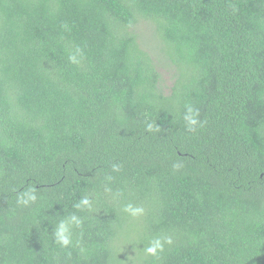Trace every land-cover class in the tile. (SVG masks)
I'll return each mask as SVG.
<instances>
[{"label": "trees", "instance_id": "16d2710c", "mask_svg": "<svg viewBox=\"0 0 264 264\" xmlns=\"http://www.w3.org/2000/svg\"><path fill=\"white\" fill-rule=\"evenodd\" d=\"M0 264H264V0H0Z\"/></svg>", "mask_w": 264, "mask_h": 264}, {"label": "clouds", "instance_id": "9594fccd", "mask_svg": "<svg viewBox=\"0 0 264 264\" xmlns=\"http://www.w3.org/2000/svg\"><path fill=\"white\" fill-rule=\"evenodd\" d=\"M82 56V51L77 48L75 52L69 55V61L73 64L79 63V58ZM198 111L193 109L192 107H187L186 112L183 116V120L185 122V126L189 132H195L200 125V121L198 120ZM154 124L149 123L147 125V130L152 131L154 129ZM36 195L32 191H28L22 194L19 202L22 204H28L29 201H35ZM89 201L87 198H84L80 201L76 207L81 206H88ZM125 211L130 212L132 215H138L143 212V209L141 208H133L131 205H128L125 208ZM76 224L77 226L81 223V221L76 216H71L70 218L66 220H62L59 225L57 226L55 230V238L56 241L61 244L62 246H68L71 243V232H70V226L72 224ZM171 238L165 237L163 239V242L160 238H156L150 242V245L147 246L144 251L147 255L156 256L159 251L163 250L164 243L170 244Z\"/></svg>", "mask_w": 264, "mask_h": 264}]
</instances>
